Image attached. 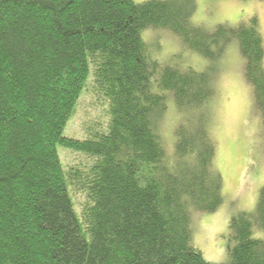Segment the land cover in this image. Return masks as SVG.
I'll use <instances>...</instances> for the list:
<instances>
[{"label": "trees", "instance_id": "16d2710c", "mask_svg": "<svg viewBox=\"0 0 264 264\" xmlns=\"http://www.w3.org/2000/svg\"><path fill=\"white\" fill-rule=\"evenodd\" d=\"M197 0H0V264H213L192 244V209L224 200L208 103L237 41L264 122V38L257 17L209 30ZM167 28L210 59L162 65L141 30ZM110 122L85 138L64 128L88 77ZM91 86V88H90ZM167 92V93H166ZM173 96V154L160 124ZM92 156L64 168L58 146ZM83 202L75 207V196ZM264 186L230 221L232 264H264Z\"/></svg>", "mask_w": 264, "mask_h": 264}, {"label": "rangeland", "instance_id": "374dc122", "mask_svg": "<svg viewBox=\"0 0 264 264\" xmlns=\"http://www.w3.org/2000/svg\"><path fill=\"white\" fill-rule=\"evenodd\" d=\"M141 3L146 0H134ZM257 17L264 38V0H197L193 22L212 30L220 23L238 25ZM141 36L152 58L162 65L205 71L212 64L201 53L189 48L176 32L167 28L147 27ZM215 94L208 103L211 132L217 143L215 168L222 174L224 200L217 210L192 209V244L213 264H232L230 221L242 211L253 212L264 186V122L256 105L253 87L245 76V58L237 41L227 47L218 64ZM92 74L84 85L81 100L64 128V134L85 138L103 131L110 122L107 101L90 89ZM91 88V86H90ZM167 93V92H166ZM179 112L171 95L168 110L160 124L168 154H173L175 129ZM64 168L95 158L58 146ZM75 207L83 202V194L75 197ZM78 210V209H77ZM254 235L264 238V231L254 227Z\"/></svg>", "mask_w": 264, "mask_h": 264}]
</instances>
